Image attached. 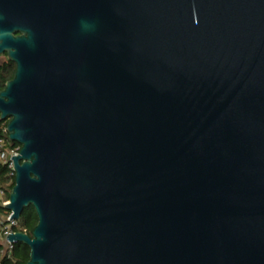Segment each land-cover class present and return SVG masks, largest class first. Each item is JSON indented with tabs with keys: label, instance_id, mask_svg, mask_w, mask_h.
<instances>
[{
	"label": "water",
	"instance_id": "water-1",
	"mask_svg": "<svg viewBox=\"0 0 264 264\" xmlns=\"http://www.w3.org/2000/svg\"><path fill=\"white\" fill-rule=\"evenodd\" d=\"M27 264H264V0H0Z\"/></svg>",
	"mask_w": 264,
	"mask_h": 264
},
{
	"label": "built area",
	"instance_id": "built-area-1",
	"mask_svg": "<svg viewBox=\"0 0 264 264\" xmlns=\"http://www.w3.org/2000/svg\"><path fill=\"white\" fill-rule=\"evenodd\" d=\"M21 151L20 145H13L10 140L7 128L0 130V206L3 210L0 212V254L2 256L11 257L15 244L8 241V236L18 233L15 230L18 221L12 220L13 212L7 210L10 204V195L8 197V189L15 178V165L12 157H18ZM10 178V181H3V177Z\"/></svg>",
	"mask_w": 264,
	"mask_h": 264
},
{
	"label": "trees",
	"instance_id": "trees-1",
	"mask_svg": "<svg viewBox=\"0 0 264 264\" xmlns=\"http://www.w3.org/2000/svg\"><path fill=\"white\" fill-rule=\"evenodd\" d=\"M16 71V65L11 62L6 55L0 56V92L3 91L6 87L8 81L13 79ZM8 122H3L0 120V130L6 129ZM13 145H19L13 142ZM4 182L10 181V178H6L5 176L2 178ZM15 187V178L12 180V184L8 189V197L10 192ZM11 190V191H10ZM3 208L0 206V212ZM38 215L36 210L31 206L26 208L23 211L21 219L18 221V225L15 230L24 234H28L30 236L33 235V230L38 224ZM30 248L27 245L18 243L15 244L13 253L11 257L2 256L0 254V264H27L30 260Z\"/></svg>",
	"mask_w": 264,
	"mask_h": 264
}]
</instances>
